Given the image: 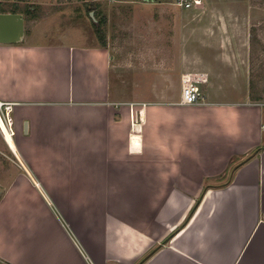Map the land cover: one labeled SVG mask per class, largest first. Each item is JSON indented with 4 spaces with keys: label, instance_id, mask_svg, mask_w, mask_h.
Here are the masks:
<instances>
[{
    "label": "crops",
    "instance_id": "crops-1",
    "mask_svg": "<svg viewBox=\"0 0 264 264\" xmlns=\"http://www.w3.org/2000/svg\"><path fill=\"white\" fill-rule=\"evenodd\" d=\"M23 16V39L0 44L25 169L0 198V264H264V101L247 75L237 100L209 78L196 104L180 85L126 99L110 49Z\"/></svg>",
    "mask_w": 264,
    "mask_h": 264
},
{
    "label": "rangeland",
    "instance_id": "rangeland-1",
    "mask_svg": "<svg viewBox=\"0 0 264 264\" xmlns=\"http://www.w3.org/2000/svg\"><path fill=\"white\" fill-rule=\"evenodd\" d=\"M175 1L0 0V10L16 8L28 15L27 32L45 20V31H78L83 39L76 37L77 43L110 49L115 89L126 99L178 94L182 73L204 72L224 85L221 95L227 100L239 99L244 73L251 98L264 101V0H201V6L189 9ZM29 8L32 13L24 12ZM92 9L103 21L99 32ZM234 74H241L239 90L230 87ZM8 111L0 107V198L16 171L24 169L8 133Z\"/></svg>",
    "mask_w": 264,
    "mask_h": 264
},
{
    "label": "built area",
    "instance_id": "built-area-1",
    "mask_svg": "<svg viewBox=\"0 0 264 264\" xmlns=\"http://www.w3.org/2000/svg\"><path fill=\"white\" fill-rule=\"evenodd\" d=\"M175 3L184 9L197 8L202 5L201 0H176ZM208 77L204 72H185L180 76V105L196 104L202 99L200 85L207 83ZM0 107L2 104L0 103Z\"/></svg>",
    "mask_w": 264,
    "mask_h": 264
},
{
    "label": "water",
    "instance_id": "water-1",
    "mask_svg": "<svg viewBox=\"0 0 264 264\" xmlns=\"http://www.w3.org/2000/svg\"><path fill=\"white\" fill-rule=\"evenodd\" d=\"M151 2L152 0H144ZM93 18V13L90 12ZM24 16L19 12L0 13V44H14L24 37Z\"/></svg>",
    "mask_w": 264,
    "mask_h": 264
},
{
    "label": "trees",
    "instance_id": "trees-1",
    "mask_svg": "<svg viewBox=\"0 0 264 264\" xmlns=\"http://www.w3.org/2000/svg\"><path fill=\"white\" fill-rule=\"evenodd\" d=\"M17 10H18V9H16V8H12V10H10V12H11V13H15ZM92 10H93V9H92ZM4 12H6V11L0 10V13H4ZM24 12H26V13H31L30 9H26ZM97 20H98V19H97ZM100 24H101V21H100V20H98L97 24H96V23H93V26H94L95 30L98 31V32H99V30H100V29H99Z\"/></svg>",
    "mask_w": 264,
    "mask_h": 264
}]
</instances>
